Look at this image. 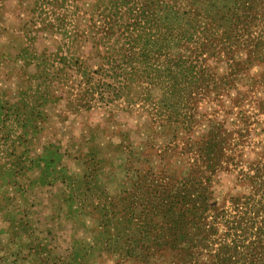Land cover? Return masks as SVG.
Here are the masks:
<instances>
[{
  "label": "trees",
  "instance_id": "obj_1",
  "mask_svg": "<svg viewBox=\"0 0 264 264\" xmlns=\"http://www.w3.org/2000/svg\"><path fill=\"white\" fill-rule=\"evenodd\" d=\"M90 9L78 40L98 63L75 59L80 104L141 102V133L109 141L114 165L88 148L81 175L61 166L57 146L31 159L33 187L59 185L49 219L67 227L16 241L23 217L5 210L11 197L0 191L4 217L20 225L9 221L3 263L24 254L27 264H264V144L246 160L242 134L201 105L264 110V0H93ZM38 132L24 129V141Z\"/></svg>",
  "mask_w": 264,
  "mask_h": 264
},
{
  "label": "rangeland",
  "instance_id": "obj_2",
  "mask_svg": "<svg viewBox=\"0 0 264 264\" xmlns=\"http://www.w3.org/2000/svg\"><path fill=\"white\" fill-rule=\"evenodd\" d=\"M92 1L0 0V191L11 197L5 210L19 206L18 217H23L20 226L17 220L5 218L3 206L0 208V243L8 239L5 230L9 221L20 226L16 241L25 238L30 229L44 234L49 225H58L52 229L57 233L67 227L66 222L49 219L53 210L50 203L56 202L53 194L59 185L35 183L33 187L29 182L39 173L29 161L42 155L48 146H57L63 153L61 166L81 175L83 155L91 146L111 158L109 141L119 143L120 134H127L133 143L138 141L146 114L141 102L135 100L128 107L122 101L91 108L80 104L75 59L85 61L89 70L98 63L93 50L78 40L80 32L87 29ZM223 104L201 103L208 115L242 134L239 143L248 160L251 152L264 144V110L245 102L239 106L228 101ZM34 128L39 130L35 138L24 141L22 131L29 133ZM111 132L116 135L111 136ZM111 160L113 165L120 161ZM105 171L108 175V168ZM229 186L226 180V186L222 183L217 189L225 192ZM4 253L0 250V264H4ZM9 257V264H27L24 254Z\"/></svg>",
  "mask_w": 264,
  "mask_h": 264
}]
</instances>
